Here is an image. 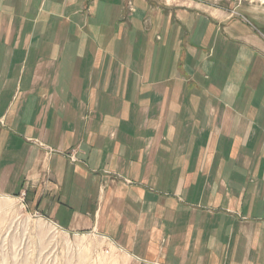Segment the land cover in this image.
Here are the masks:
<instances>
[{"label":"crops","instance_id":"obj_1","mask_svg":"<svg viewBox=\"0 0 264 264\" xmlns=\"http://www.w3.org/2000/svg\"><path fill=\"white\" fill-rule=\"evenodd\" d=\"M132 5L0 0V194L129 263L264 264V102L229 104L264 101L263 40Z\"/></svg>","mask_w":264,"mask_h":264},{"label":"rangeland","instance_id":"obj_2","mask_svg":"<svg viewBox=\"0 0 264 264\" xmlns=\"http://www.w3.org/2000/svg\"><path fill=\"white\" fill-rule=\"evenodd\" d=\"M147 1L150 10L160 12L162 8L174 12L177 9L186 10L197 17L210 20L220 29L229 27L235 21L242 22L251 32L255 31L264 42V0H163L162 3L159 0ZM132 3L133 0H123L124 19L132 13ZM149 18H151L150 14L146 21L148 27H150ZM158 18L159 15L156 14L152 28L157 26ZM155 33L154 40L158 42V46H162L159 45L162 34L160 31ZM250 41L245 42V47L243 46L245 50L248 49L251 56L248 64L250 65L255 59L260 64L259 67L263 66L261 68L264 72V53L259 52L257 44ZM257 52L262 56L258 58ZM261 84L259 87V84L248 86L250 91L255 92V96L263 94L264 84ZM106 85L110 86V84ZM191 86L193 85L190 84ZM241 94L244 98L252 95L245 91ZM261 102L260 105H263V100L237 98L229 104L237 109L244 105L257 107ZM86 103L83 108H90V103ZM138 103L145 104V101ZM218 105V107H226L225 101H218ZM111 106L115 107V103L114 105L111 103ZM186 152L190 154L188 148ZM68 154L72 158L73 154ZM126 182L131 183L130 180ZM24 198L25 192L16 195L0 194V264H163L134 255L133 261L129 263L121 252L117 250L115 252L112 246L106 245L104 239H101L97 233L86 231L73 233L62 229L39 212L29 208ZM177 198L182 200L181 197ZM237 215L241 217L240 213Z\"/></svg>","mask_w":264,"mask_h":264},{"label":"built area","instance_id":"obj_3","mask_svg":"<svg viewBox=\"0 0 264 264\" xmlns=\"http://www.w3.org/2000/svg\"><path fill=\"white\" fill-rule=\"evenodd\" d=\"M138 260H140V259H138Z\"/></svg>","mask_w":264,"mask_h":264}]
</instances>
